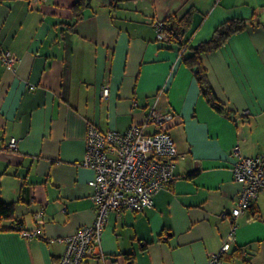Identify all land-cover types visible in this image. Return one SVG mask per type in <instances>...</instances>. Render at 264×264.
Listing matches in <instances>:
<instances>
[{"label": "crops", "instance_id": "obj_1", "mask_svg": "<svg viewBox=\"0 0 264 264\" xmlns=\"http://www.w3.org/2000/svg\"><path fill=\"white\" fill-rule=\"evenodd\" d=\"M191 8L193 29L181 40L158 39V21L167 25ZM232 18L250 23L201 56L226 107L219 112L184 56ZM4 49L19 55L14 69L1 59ZM153 107L176 116L168 125L179 155L175 178L151 207L111 212L102 251L113 264H209L243 186L233 148L264 154V0H0V198L15 203L0 234V264H60L65 239L95 220L94 172L81 166L89 124L123 132L145 123ZM157 130L146 124V132ZM41 209V236L14 229L40 226ZM261 218L264 191L237 218L221 264H264Z\"/></svg>", "mask_w": 264, "mask_h": 264}, {"label": "built area", "instance_id": "obj_2", "mask_svg": "<svg viewBox=\"0 0 264 264\" xmlns=\"http://www.w3.org/2000/svg\"><path fill=\"white\" fill-rule=\"evenodd\" d=\"M157 32L160 40H168L173 36L181 39V35L174 33L164 21L157 22ZM1 59L8 68L14 69L19 55L4 49ZM103 92L108 94V86ZM175 121L173 113L161 114L153 107L145 123H134L123 132L102 131L96 125L89 124L86 153L81 166L94 172L89 185L92 188L91 199L96 207L95 220L65 239L66 249L60 264H85L90 257H98L100 264H113L101 247L108 216L111 212L141 211L151 207L156 193L175 178L174 160L179 155L174 138L168 131L169 123ZM148 122L156 124L158 130L146 132ZM9 147L16 150L18 140L12 138ZM232 152L235 158L232 167L234 179L243 186L235 208L225 211V217L229 215L232 225L220 250L211 253L209 264H221L222 255L229 252L235 242L237 218L249 210L264 191V154L248 157L239 146H235ZM44 215L43 209L36 213V221L40 226L34 230L22 228L20 224L17 229L25 238L41 236Z\"/></svg>", "mask_w": 264, "mask_h": 264}, {"label": "trees", "instance_id": "obj_3", "mask_svg": "<svg viewBox=\"0 0 264 264\" xmlns=\"http://www.w3.org/2000/svg\"><path fill=\"white\" fill-rule=\"evenodd\" d=\"M193 16L194 10L191 8L183 17L179 18L177 16H172L166 22L174 33L186 34L193 29ZM81 17L82 13L77 11V20ZM249 23L250 22L244 18H232L222 22L216 27L210 40L202 42L197 46H192L190 48L192 52L184 56V61L195 72L196 79L201 87L203 95L209 104L219 112H226V107L219 101L215 94L208 76V70L203 64L201 56L222 48L235 34L244 31ZM172 38L176 40L177 36H173ZM178 40L181 39L178 38ZM14 216L15 203L6 202L0 198V234L10 229V227L5 226L4 222L6 220H12ZM15 228L17 227H14V229Z\"/></svg>", "mask_w": 264, "mask_h": 264}]
</instances>
